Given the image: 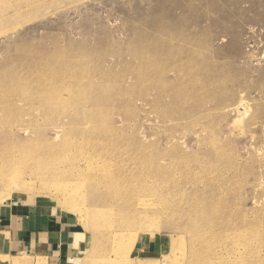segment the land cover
<instances>
[{
    "label": "rangeland",
    "instance_id": "1",
    "mask_svg": "<svg viewBox=\"0 0 264 264\" xmlns=\"http://www.w3.org/2000/svg\"><path fill=\"white\" fill-rule=\"evenodd\" d=\"M13 203L71 221L68 264H264V0H0ZM1 224L0 264L43 259Z\"/></svg>",
    "mask_w": 264,
    "mask_h": 264
},
{
    "label": "crops",
    "instance_id": "2",
    "mask_svg": "<svg viewBox=\"0 0 264 264\" xmlns=\"http://www.w3.org/2000/svg\"><path fill=\"white\" fill-rule=\"evenodd\" d=\"M12 205L14 206L6 204V206L1 209L4 213L3 217L6 218L0 217L1 230L3 229L1 223L4 221L7 223L8 227L13 229L12 232L7 231L10 233L8 244L11 250H13L11 252H20L21 248L18 244L21 242V244L24 245L23 248L26 254H29V257L32 255V259H34V257L43 258L38 261V264H68V259L65 258V252H68L66 250H68L74 236V233L71 232V221H66L68 223L66 230L61 229L56 231L52 228V225L60 223V218H41L42 213L38 211L39 207L34 206L33 210H30L28 215L31 220L27 221L25 212L21 210L22 205L14 203ZM25 222L28 224V229L24 227ZM31 227L34 229H30ZM36 227L37 229H35ZM17 235H20V239H17ZM27 247L29 248L25 249Z\"/></svg>",
    "mask_w": 264,
    "mask_h": 264
},
{
    "label": "bare ground",
    "instance_id": "3",
    "mask_svg": "<svg viewBox=\"0 0 264 264\" xmlns=\"http://www.w3.org/2000/svg\"><path fill=\"white\" fill-rule=\"evenodd\" d=\"M95 195V190L91 192L90 197L92 200V197ZM136 205H144V206H150L151 203L147 204L145 201L143 200H139L137 202ZM76 236H79V234H77ZM80 237V236H79ZM78 237V238H79ZM194 247V246H193ZM197 254H196V252ZM229 255H223V260L228 257ZM219 256L217 254V250L215 248V245L213 242L211 241H207V242H199V246L192 249L191 251V258L197 262H199V264H210L212 263L215 259H217Z\"/></svg>",
    "mask_w": 264,
    "mask_h": 264
}]
</instances>
